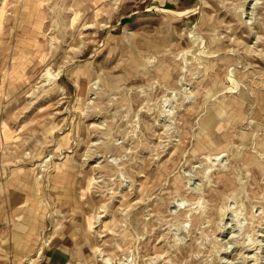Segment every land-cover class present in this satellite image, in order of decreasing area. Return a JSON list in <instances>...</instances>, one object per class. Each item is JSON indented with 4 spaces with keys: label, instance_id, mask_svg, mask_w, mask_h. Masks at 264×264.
<instances>
[{
    "label": "rangeland",
    "instance_id": "rangeland-1",
    "mask_svg": "<svg viewBox=\"0 0 264 264\" xmlns=\"http://www.w3.org/2000/svg\"><path fill=\"white\" fill-rule=\"evenodd\" d=\"M0 264H264V0H0Z\"/></svg>",
    "mask_w": 264,
    "mask_h": 264
}]
</instances>
